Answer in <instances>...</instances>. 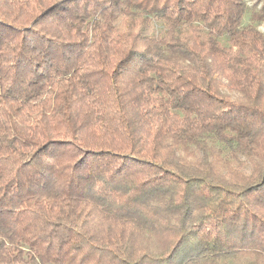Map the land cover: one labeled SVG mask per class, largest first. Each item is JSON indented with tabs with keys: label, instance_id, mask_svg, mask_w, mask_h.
<instances>
[{
	"label": "trees",
	"instance_id": "obj_1",
	"mask_svg": "<svg viewBox=\"0 0 264 264\" xmlns=\"http://www.w3.org/2000/svg\"><path fill=\"white\" fill-rule=\"evenodd\" d=\"M246 10L0 0V264H264Z\"/></svg>",
	"mask_w": 264,
	"mask_h": 264
},
{
	"label": "rangeland",
	"instance_id": "obj_2",
	"mask_svg": "<svg viewBox=\"0 0 264 264\" xmlns=\"http://www.w3.org/2000/svg\"><path fill=\"white\" fill-rule=\"evenodd\" d=\"M247 5V10L244 15L242 26H252L264 33V19L263 20H252L251 11H257L264 5V0H244ZM224 40V39H223Z\"/></svg>",
	"mask_w": 264,
	"mask_h": 264
}]
</instances>
